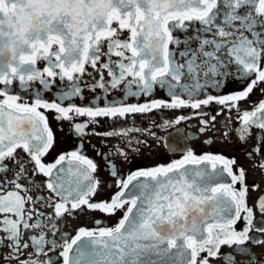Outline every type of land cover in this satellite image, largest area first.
<instances>
[{"label":"snow or ice","instance_id":"snow-or-ice-1","mask_svg":"<svg viewBox=\"0 0 264 264\" xmlns=\"http://www.w3.org/2000/svg\"><path fill=\"white\" fill-rule=\"evenodd\" d=\"M123 32L127 38H121ZM40 61L42 69L37 67ZM88 67L100 75L98 81L93 77L92 89H118L127 99L148 96L159 86L168 90L170 102L65 105L83 99L81 83L91 75ZM230 77L244 87L234 94L195 99L202 89L220 88ZM56 80L69 83L48 101L42 93L51 91ZM35 82L41 87L35 88ZM14 84L31 90L34 102L20 103L22 97L11 91ZM262 84L264 0H0V249H7L0 252V264H57L49 253L58 247L63 264H264V253L257 257L245 247L248 242L264 245V239L249 236L253 208L246 202L247 186L234 187L243 185L245 175L242 168L233 172L234 159L196 156L188 150L180 160L126 178L109 163L119 190L107 200L94 201L102 181L94 176L98 165L92 159L74 150L53 162L43 161L54 146V135L40 111L53 110L57 121L89 118L72 125L74 134L83 136L98 117H126L163 107L199 109L215 101L229 111L236 108L241 124L234 131L242 141L256 128L260 131L253 138L260 142L264 99L251 111H241L239 102L257 88L264 95ZM254 151L260 157L257 166L264 169V148L258 143ZM120 154L126 157L122 150ZM224 172L231 183L218 179ZM38 174L47 179L34 181ZM42 186L49 190L47 197L30 195ZM41 200L52 209L47 219L85 210L108 216L124 211L112 226L79 228L70 242L63 235L62 242L46 239L41 232L29 243L25 231L40 228L45 213L26 205ZM256 206L264 213V196ZM34 213L36 220L30 223ZM241 219L245 227L237 230ZM51 228L55 236L59 229L55 224ZM256 231L264 233V226ZM224 246L232 252L222 253ZM29 247L32 252L26 251ZM237 252L247 259L237 261ZM41 255L47 259L41 261Z\"/></svg>","mask_w":264,"mask_h":264},{"label":"flooded vegetation","instance_id":"flooded-vegetation-1","mask_svg":"<svg viewBox=\"0 0 264 264\" xmlns=\"http://www.w3.org/2000/svg\"><path fill=\"white\" fill-rule=\"evenodd\" d=\"M128 33L123 32L121 38H127ZM113 60H118V57L113 56ZM104 57L101 58L103 62ZM45 66L43 61L38 62L37 67L43 68ZM88 72L91 75L83 77V99L80 97L74 98L72 101H65L64 104L75 103L78 106H100L103 107L110 102H123L126 104H144L152 100H164L170 102V96L166 88L155 86L153 92L148 95H140L139 97L129 96L125 99V94L121 90H110L105 93L103 89L96 87L91 88V85L100 79L99 73L95 72L91 67H88ZM104 78L109 81L107 70H104ZM130 79V78H129ZM67 83L63 84L56 80L51 91L43 92V98L52 101L56 98L59 89L64 87ZM190 83V81H189ZM35 88H40L38 82L34 83ZM244 84L238 80L228 78L227 82L220 88H204L195 99H204L208 95L223 96L234 94L241 90ZM264 88V84L260 85ZM123 88V85H121ZM135 89V86H133ZM11 91L13 94L20 95L22 99L20 103H33L34 94L31 90L24 91L13 85ZM182 98L188 99L187 95ZM264 99L259 88L255 89L253 93L244 101L239 102L241 111L247 109L251 111L260 100ZM48 117L49 126L51 127L54 135V146L49 151L48 155L43 157L45 163L53 162L60 154H65L71 151H79L82 155H86L92 159L97 165V171L94 176L102 181L100 190L95 197L94 201L107 200L115 194L119 189L115 186V177L112 176V168L106 166L109 163L115 165V171L119 176L127 177L132 172L138 170L150 169L157 166H166L169 163L180 160L191 150L194 155L202 156L206 154L220 155L225 159H234L235 163L231 165L233 172L238 169H243L245 172L243 178V185L237 183L234 187L240 189L242 186H247L246 202L247 205L253 208V225L254 227L249 232V236H257L264 239V233L256 231L257 227L264 226V213L258 209V198L264 196V169L258 167L260 157L254 151V145L259 143V146L264 148V141L258 142L253 137L260 130L252 128L253 135L249 136L246 141H242L238 134L234 131L240 127L241 122L237 118V110L233 108L229 111L224 105H220L215 101L210 102L208 105H201L199 109L191 107L168 108L163 107L153 109L147 113L128 114L126 117H98L97 123H90L86 134L79 136L74 134L72 125L74 123L86 122L87 117H76L73 121L60 120L57 121L54 117L57 115L53 110L40 109ZM185 117L179 123H175L179 117ZM213 117L215 120L213 121ZM206 121L207 124H203ZM167 122H172L168 124ZM201 129H204L201 131ZM124 130H130L126 135L114 134L106 135L108 132L120 133ZM227 133V135L225 134ZM129 141L131 143H129ZM139 142V143H138ZM126 153V157L120 154V151ZM251 153V158H249ZM18 154L27 159L23 151L18 150ZM203 166V165H202ZM192 167V166H189ZM208 170L211 172V165H207ZM218 169L223 168L222 163L217 164ZM34 181L42 182L47 178L38 174L32 178ZM220 182L231 183V177L226 172L218 177ZM111 185V186H110ZM254 185H258L254 188ZM32 187V184H28ZM49 190L42 186L39 189L33 188L30 195L33 197L41 196L47 197ZM34 207L37 211L45 213L44 223L40 228L28 229L25 231V240L30 243L31 236H39L41 232L46 235V239H57L62 242V235L71 240L77 234V230L81 227L88 229H95L97 227L112 226L122 216L123 211L120 210L115 216H108L99 211H76L73 215L65 214L62 218H56L54 215L51 219L46 216L52 213V209L45 207L43 200L37 202L35 205H26V208ZM127 207V206H126ZM241 215H245L241 213ZM36 216L33 214V221L35 222ZM100 221L99 224L96 222ZM245 221L241 219L235 225L237 230L245 227ZM55 224L59 231L53 236L51 226ZM245 247L251 249L252 253L257 257L264 253V245H255L251 242L246 243ZM27 252H32L33 249L29 247ZM62 248H56L55 252H50L57 264H63L62 257H59V252ZM0 252L7 253V249H0ZM222 253L232 252V248L224 246L221 248ZM236 260H244L247 257L237 253H233ZM41 261L47 257L39 256ZM212 264H223V261H213Z\"/></svg>","mask_w":264,"mask_h":264}]
</instances>
